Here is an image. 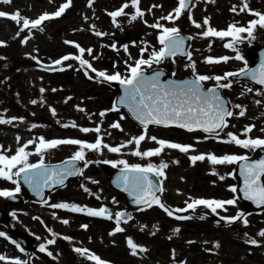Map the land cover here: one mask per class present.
I'll return each mask as SVG.
<instances>
[{
    "label": "snow or ice",
    "instance_id": "6c2138e0",
    "mask_svg": "<svg viewBox=\"0 0 264 264\" xmlns=\"http://www.w3.org/2000/svg\"><path fill=\"white\" fill-rule=\"evenodd\" d=\"M51 2V0H50ZM207 2L215 3V0H207ZM0 3L5 5L11 4L12 0H0ZM94 0H88V7H92ZM141 0H128L123 3L118 9L107 12V15L111 18L114 26L119 27L118 18L125 16L128 18V23H133L140 19L147 27L156 29L158 31L157 42L160 45L159 49L148 44L147 41H141L140 46L134 41L132 46L139 47V58H133L128 52V45L123 46L125 53H128L129 60L124 61L126 74H122L120 71H114L109 74L105 70H97L93 65L84 59V54L87 52L89 56H92L93 49L80 46L78 43L65 40V44H72L77 50L78 55H65L61 59L54 61V65H62L65 61L76 60L79 62L80 69H84V74L89 80L94 77L89 75V71L95 74V77L99 78V82H115L118 83L123 94L118 97L117 101L112 104V107L108 110L101 111L98 115L103 118L108 112H120L121 107L126 108L127 112L136 120L142 128L141 134L138 136H132L127 141L121 142L118 146H111L104 143L103 136L100 135L101 127L97 125L94 128L83 127L79 130L83 133L94 132L97 137L94 142H86L80 139H52L46 140L43 136L36 137L28 140L23 145H19L20 137H16L17 144L19 145L13 155H7V151L2 145H0V179L9 181L15 185L14 189L0 190V197L6 199H15L21 192L20 182L21 180L27 185L33 193L40 198L42 205H47L51 209H62L72 213H81L88 217L101 218L109 221L114 220L115 227L109 232L110 236H114L117 233H123L125 228L121 226L122 223L127 224L132 216L124 211H118L113 214L106 206H101L98 209L88 206H81L76 203H52L49 204L48 200L44 197L46 189H53L57 186H63L65 181L72 176H82L83 168H87L93 163L110 164L113 168L120 167V175L116 178L117 187L123 189V191L129 193L133 197V202L142 206L138 210L144 211L146 208H151L153 205L161 208L167 216L174 218L178 221L191 220V215H176V213H186L189 211L195 212L198 207L209 209L213 214L218 215V210L227 212V206H236L237 199H191V202L185 201V207L183 208H169L161 202L160 197L157 193L164 191L163 187L158 186V183H154L149 178L150 174L154 177L161 178L165 177V169L169 167L168 163L161 161L157 166L152 163H148L146 166L141 164H129L128 161L120 159L118 161L102 160V161H91L86 159V150L90 152L101 153L103 150H107L110 153H121L123 148H127L129 145H135V149L131 152V155L141 158H151L160 156L166 149L178 150L181 153H189L194 151L192 145H184L176 142L167 141L164 139H158L156 136H149V126H161V127H177L184 129L188 132L203 131L206 134H210L211 138L219 139L220 133L223 132L228 125V119L234 115L238 117H244L246 109L240 104H236L233 107L239 109L238 114L234 113L232 108L229 106V102L223 98L220 93V89H230L233 81L230 77L244 76L248 80L254 82L257 85L264 86V59L261 60L258 69H251L247 65V61L242 56L239 45L245 41H251L255 39V31L257 28L264 30V13L252 10L249 7L248 0H241L239 6L233 5L230 11L234 14L247 13L255 19L250 20L246 26H240L237 23H231L226 29L218 30L211 26L210 18L205 17L202 23L196 22L192 19L191 9L194 8V0H178V5L170 11L167 15L159 17L154 23L149 24L144 19L146 13L140 7ZM72 6V0H66L62 3L56 11L53 13L44 12L40 14L36 19H28L21 15L20 11L17 10L14 13H6L0 11V18H7L15 22L19 30L17 37L20 33L31 30H43L42 24L46 21L61 17L65 11ZM134 9L132 13L126 12L128 8ZM162 5L153 4L148 10L151 13L153 9L160 8ZM188 13V18L197 29L203 31L198 33L197 36L204 39H210L208 45L209 49L212 47L211 38L226 41L223 47L231 50L235 53L234 56H223V57H205L203 63L208 65H216L220 63H227L230 59L237 61H244L245 67L241 68L238 72H225L223 75H204L199 74L196 67V62L192 58V52L186 50L185 43L191 41L197 37L194 36H182L181 31L178 27H167L160 21H167L175 23L176 20ZM87 19V17L85 18ZM94 34L96 36H103L106 33L95 31V26H92ZM31 39V35L25 36L22 43H27ZM0 46H6L3 41H0ZM114 50L116 49L115 44L111 46ZM151 49V51H149ZM145 53H148V58L145 59ZM177 55L184 56L187 58L189 63L186 68H190L192 72V78L183 81L167 80L162 81L161 77L164 75L161 71H154L151 75L145 74V68H152L154 64L158 65L167 58H173ZM2 59V57H0ZM93 59L98 57L93 56ZM129 61H132L129 63ZM39 63V61H37ZM51 68L52 66H48ZM71 67V65H69ZM116 65L113 64V68ZM77 69V70H80ZM58 71H64L65 68L55 69ZM208 81H214L213 87L205 90L204 83ZM226 81V83H222ZM41 92L44 89H40ZM56 91V89H53ZM252 88H248L247 92H252ZM257 95H264V91L257 90ZM70 99V98H69ZM36 103L35 100L32 101ZM257 105L261 104L260 100H256ZM79 111H85L83 108H78ZM52 114L55 115V110H52ZM96 115V114H92ZM91 118V116L89 117ZM18 118H4L0 116V125L13 124ZM124 115L120 116V120H124ZM20 122H23V118H19ZM63 127H77L75 123L64 124ZM36 124H32L29 130L36 128ZM111 129H116L121 132L124 131L119 121H115L109 125ZM255 125H245L241 135L246 137L241 139L237 134L228 132L226 133L227 139L220 140L221 143L234 144L243 149H264V138H250L249 133L252 132ZM264 132V128L261 129ZM111 135V133H108ZM154 142L157 147L146 151H141L140 146L145 140ZM199 142V141H198ZM35 145L34 152L28 151L27 149ZM61 145H75L78 146V150L62 164L59 165H46L44 161V153L51 149H55ZM32 155L39 156V160L36 163L29 162V157ZM189 160L192 164L198 161L207 160L211 165H224V164H240V175L243 177V187L241 189L243 198L247 201H252L257 207L264 206V159L259 161L249 162V157L244 155H229L225 154L222 156H216L215 154H199L189 156ZM79 162H83V168H79L77 165ZM241 162H244L241 164ZM178 163V161H173ZM213 175L216 173L213 172ZM224 179L223 176L220 177ZM92 183H98L97 181H91ZM83 187V185H82ZM85 192H89L87 187H83ZM229 191L232 193L237 192L235 186H230ZM92 195V193H89ZM99 200L100 196H96ZM115 202V201H113ZM13 217L16 213H12ZM53 218L55 213H53ZM200 219H205V216H200ZM33 219L39 220V217H33ZM219 220L224 221L226 224L231 225L236 222H242L245 227L248 226L249 221L247 215L238 211L233 216H219ZM61 223L67 225L69 221L64 219ZM85 230L88 228L87 224L81 225ZM53 239L47 240L46 244L39 246V251L44 253L47 251V245L54 244L56 233L51 232L48 229ZM175 233H179L180 229L176 228L173 230ZM153 235L155 232L152 233ZM257 235L264 238V229L258 231ZM244 236H248L244 233ZM0 237L7 239L4 232H0ZM39 239V237H38ZM65 239H68L65 237ZM171 239V237H170ZM16 247L23 252V248L15 241H12ZM189 244L195 243V241H188ZM244 243L251 246L260 247L261 245L256 239L249 237ZM127 247L130 249L132 256H137L139 252H146L147 249L134 243L131 237L126 238ZM214 247L219 248L218 242L214 244ZM77 253L82 256H86L89 261L94 264H109L104 261L98 255L91 253L87 248H76L74 249ZM49 256L51 252L47 253ZM175 257V250H173V258ZM0 262L4 264H29L28 261H22L19 258H8L3 254H0ZM183 264V262H182Z\"/></svg>",
    "mask_w": 264,
    "mask_h": 264
},
{
    "label": "rangeland",
    "instance_id": "374dc122",
    "mask_svg": "<svg viewBox=\"0 0 264 264\" xmlns=\"http://www.w3.org/2000/svg\"><path fill=\"white\" fill-rule=\"evenodd\" d=\"M52 3L54 4L53 7L57 5L56 0H51V2L50 0H12L11 4L5 5L0 3V11L11 14L19 10L23 17L36 19L40 14H43L42 10H47L48 6ZM146 6H148V3ZM150 14L153 18L148 20L154 23L158 19L157 16L159 11L153 12L152 10L148 15ZM83 16L84 18L89 16L88 9L85 8L83 10ZM68 22L67 19L66 23L60 19L44 22L41 26L43 29L42 31L31 30L29 32L26 30L17 37L19 28L15 22L7 18H0V41H3L4 44H8L7 47L0 46V57H2V59H0V100H4L0 103V116L12 118L10 108H14V105L17 109L24 107V110H26L28 114L27 117H20L23 118V122L21 123L19 120L10 124L14 127L19 126L20 123L22 132H19L17 136L21 138L20 141L22 143L26 140L28 141L40 137L26 132L32 124L37 125L35 129H41L43 133L41 136L46 140L63 139L62 136L65 135V139H80L86 142H94L97 137L96 133H83L79 129L83 127L94 128L97 125L101 127L100 135L103 136L104 143L111 146H118L121 142L127 141L132 136H138L142 131L141 126L133 122L124 110L120 109V112H108L103 118L98 115L99 112L108 110L112 107L113 99L118 92L109 82H99V78L95 77L94 73H92L94 74V79L89 80L84 74L85 70L80 69L79 66L75 64V60L65 61L62 65H54L53 62L56 61L63 52L66 53L65 55L79 54L78 50L72 44L64 43V41L67 40L78 43L85 49H93L92 56H89L87 52H85L83 58L87 59L97 70H104L99 66H95V60L98 63L101 60H105L107 57V47L110 48V43L94 34L92 26L94 25L95 31H97L95 23L88 22L87 19L81 21V23L72 25ZM160 22L162 23V21ZM164 25L167 26V24ZM137 26L138 25H134V28ZM222 26H224V24ZM181 27H183V25H181ZM186 27L187 24H185V28ZM124 28H126V26ZM124 28L115 32L124 35ZM28 35H31V39H29L26 44L22 43L21 41L23 38ZM47 35H51L52 39L49 40ZM134 35L136 37H133L132 40L124 44L128 45V52L134 59L139 58L138 46H140L142 40L147 41L148 44L159 49V44L157 39H155V37L158 36V31L156 29L142 26L138 34ZM134 41L138 46H132ZM113 44H115L116 49H113L112 57L115 60L114 64L119 66L115 67L111 74L114 71H120L122 74H126L124 64V61L128 60L126 53L125 51L124 53H117L118 49L123 50L124 45H119L115 42H113ZM208 45L207 43V47ZM204 49V45L199 42L192 45L190 50L194 61L197 58L195 52L203 51ZM95 50L97 51L96 53ZM149 51H151V49H149ZM228 53L233 52L228 49ZM118 54L121 55V58L116 59ZM93 56L98 57V59H93ZM144 58H148V53H145ZM38 60L40 61L39 63H37ZM196 61L203 62V59L198 58ZM46 62H49L50 66H54L56 69L65 68V70L59 72L55 69H42L43 65H46ZM131 62L132 61H129V63ZM188 63L189 61L186 59H177L174 62H169L168 67L176 71V74L183 75L186 73L184 66ZM161 64L162 62L158 65L154 64L153 66H159ZM69 65H71V67H69ZM203 65L207 67L206 64ZM187 72H191V69L189 68ZM92 74L89 73V75ZM42 88L44 89L43 92L40 91ZM248 88H252L253 91L247 92ZM53 89H56V91H53ZM257 90V87L244 82H233L232 87L227 89V94L233 104L244 106L246 114L244 117L234 115L230 118L228 120L229 126L220 134L219 139L211 138L201 132L187 133L175 128H163L159 126H149L148 135L156 136L158 139L189 141L195 146L196 144H205L208 145L206 148H209L210 154L216 155L214 152L215 150L220 152L222 150V154L238 155L245 149L234 144H226L219 141L227 139L226 133L228 132L237 134L241 139L246 138L241 135L245 125H255L256 131H258V127L264 126V120H261V118H264V95H257ZM33 100L36 101L35 104L32 103ZM256 100H260L261 104L257 105L255 103ZM78 108H83L85 111L81 112ZM53 109L55 110V115L52 114ZM12 112L15 114L14 110ZM32 112L36 115L32 116ZM238 112L239 109L234 108V113L238 114ZM17 114L21 115V112H17ZM121 115H124L126 119L120 120ZM90 116L91 118H89ZM115 121L120 122L124 129L123 132L109 127V125ZM72 123H75L77 127L66 128L62 126L64 124L71 125ZM108 133H111V135H108ZM249 135L250 134H248V136ZM7 141L8 149L11 150L14 146L13 140L8 139ZM155 147H157V145L154 142L146 139L142 142L140 150L146 151ZM3 148L5 149L4 145ZM134 149L135 145H129L127 148H123L119 154L110 153L106 149L103 150L102 154L86 150V156L88 160L97 159L98 161H118L124 159L128 161L129 164H141L142 166L151 163L149 158L131 155ZM77 150L78 146L75 145H61L55 149H51L49 155L50 157L60 158L65 154H73ZM201 150L203 149H199L196 146L194 151H190L187 154L182 153L183 157H176L174 159V161H178V163L169 165V167L164 170L165 176L167 175L169 177L165 184L166 193H177L182 194L184 197H188V193H192L193 191L196 192L197 188H203L200 193L208 197L210 196L212 199H214V196H220L222 199H232L234 197L237 199L236 206H227V212L218 210V215L214 214L215 217L233 216L238 211L245 213L247 205L242 202L235 193L229 191L230 186H236V181L233 177L236 164H224L222 167L220 165L213 166L207 160L192 164L188 155L196 154L195 152ZM168 151L173 150L166 149L160 156L168 155ZM173 152L176 153V151ZM6 153H8V151ZM203 166H208L205 171H203ZM213 172L216 174L213 175ZM221 176L224 177L223 180L220 179ZM210 213L213 214L211 211ZM247 219L249 221L247 227H245L242 222H236L224 227H215L212 222H210L206 228L203 224H195L196 227H182L179 233H172L175 235V239L179 241L182 249H184V247H182L184 245L183 242L188 243V241L195 240L200 242L208 241V249L210 250V252L208 250V253H211L210 257L212 259V264H264V238L257 235L259 230L264 229V211L249 214L247 215ZM3 232L5 233L4 230ZM103 232L98 231L97 234H94L99 244L105 243L107 235H103ZM244 233H247L248 236H244ZM249 237L256 239L261 246L255 247L244 243ZM177 241L176 244L178 245ZM216 242L219 243V248L214 247ZM162 246L165 245L162 244ZM181 248L176 249V255L184 254ZM185 249L189 248L185 247ZM163 253L165 255V249H163ZM186 260L187 257L183 260L184 263Z\"/></svg>",
    "mask_w": 264,
    "mask_h": 264
},
{
    "label": "flooded vegetation",
    "instance_id": "af4514ba",
    "mask_svg": "<svg viewBox=\"0 0 264 264\" xmlns=\"http://www.w3.org/2000/svg\"><path fill=\"white\" fill-rule=\"evenodd\" d=\"M234 1L237 6L241 3V0H215V3L203 0L200 7H198L196 5L197 0H194L196 6L193 10L196 11L195 13L199 18H210V24L217 26L221 30L222 25L227 20L231 19L240 26H246L250 20L256 18L247 13H232L230 8L233 4L231 2ZM159 2L161 3L162 0H159ZM248 4L252 10L264 13V0H248ZM254 35V40L250 42L245 41L244 44L239 45L241 51L248 49L251 45L264 46V30L257 28ZM220 51L222 55V44ZM249 62L251 61L249 60ZM198 147L200 149L205 148L204 145H199ZM15 151L16 149L12 151L13 154ZM85 173L88 176L74 178L65 187L55 189L47 195L46 199L48 203L73 202L81 206L86 205L97 209L101 206H106L113 214L118 211H124L132 216V219L127 224H121L125 228V231L123 233H117L111 236V238L106 237V244H99L94 234H97L98 231L107 233L112 231L115 227L114 220L109 221L101 218L88 217L81 213H72L62 209H51L47 205H42L41 202L32 199L29 192L20 185L21 192L16 198L18 199L20 197L22 204L8 206L12 213H16L15 217L12 215L11 230L28 232L38 240L39 246L42 243L46 244L47 240L54 238L48 229H51V232L57 235L55 237L56 242L47 245V251L44 253L39 251V247L36 251L21 252L13 243V246L10 247V249L13 248L15 254L13 258L28 261L29 264H94L86 256H82L74 250L76 248H87L91 253L98 255L104 261L109 262V264H115V262H121V264H179L185 257L175 256L173 258L174 247H181L179 241H177V245L174 239L171 241L168 239L165 240V246L171 249V253L166 258V261L163 262V231H173L179 227H196L195 224H203L206 228L209 224L208 216H210V210L202 206L198 207L195 212L176 213V215H191L193 217L191 220L186 221H178L167 216L161 208L155 205L151 208H146L144 211H140L138 209L142 206H138L134 202L132 203L128 196L115 193L108 185L109 175H107L106 167L105 173L107 177L102 176V170L97 165L85 169ZM93 180L98 183H92L91 181ZM4 185L10 186L11 189L15 187L11 182L0 179V190H2ZM82 185H87L89 192L82 190ZM202 190L203 188H197L196 192L188 193V197L177 193H162L159 197L161 202L169 208H183L186 206L185 201L191 202V199L199 198L210 199L207 195L200 193ZM89 193H92V195ZM97 195L100 196L99 200L96 199ZM2 198L0 197V201ZM23 206H26L25 209H22ZM53 213H55V219L57 220L69 218L70 225L67 226L61 223L52 225L51 220L53 219L51 217ZM69 214H72V216L69 217ZM200 216H205V219H200ZM33 217H39L40 219L36 220ZM43 219H45V224H42ZM84 224L88 225L87 231L81 227ZM153 232H155L154 235L152 234ZM65 237L68 239H65ZM127 237H131L134 243L146 248L147 251L139 252L137 256H132L126 244ZM183 244L182 247H184L185 255L188 257L186 264H200L202 261L201 264H212L211 253H208V241H195V243L190 245L189 249H185V242ZM4 248L8 249L9 247L2 240V237H0V254H3ZM48 252H51L52 255L49 256L47 254ZM73 259L74 261H71ZM0 264H4V262H0Z\"/></svg>",
    "mask_w": 264,
    "mask_h": 264
},
{
    "label": "water",
    "instance_id": "95a60500",
    "mask_svg": "<svg viewBox=\"0 0 264 264\" xmlns=\"http://www.w3.org/2000/svg\"><path fill=\"white\" fill-rule=\"evenodd\" d=\"M251 56H253L254 58H258V62L251 68V69H258L259 68V66H260V63H261V60L262 59H264V48L263 49H258V47H256V48H253L252 49V51H251ZM158 71H161L162 73H164V75L161 77V79H162V81H167V80H175V81H183V80H186V79H190V78H185V79H175L174 77H173V74H171V73H167L166 71H164V70H158ZM154 71H151V72H145V74L146 75H151L152 73H153ZM237 78H244V79H247V78H245L244 76H239V77H232V79H237ZM118 86H119V88H120V93L118 94V96L116 97V99H115V101H117V99H118V97L119 96H121L122 94H123V90H122V88H121V86L119 85V84H117ZM260 86V85H259ZM262 89H264V86H260ZM220 91V93H221V95L223 96V98H225L224 97V95H223V93H222V90L220 89L219 90ZM225 100L228 102V100L225 98ZM229 106H230V104H229ZM230 108H231V106H230ZM131 115V114H130ZM132 117V116H131ZM260 159H264V149H261V150H259L257 153H256V155H255V157H252V158H249V162H255V161H259ZM242 163H244V162H241V164ZM117 174V175H116ZM115 175V178H117L119 175H120V171L118 172V173H116ZM235 176L237 177V179H238V181H239V185H238V187H237V192H238V194L240 195V197L242 198V199H244L243 198V194H242V191H241V189H242V187H243V177L240 175V164L238 165V168H237V170H236V172H235ZM262 180H264V178H262ZM113 184H115V185H117L116 184V182L114 181V183ZM122 189V188H121ZM245 200V199H244ZM247 201V200H246ZM249 202V209L250 210H253V209H255L256 208V204L255 203H253L252 201H248ZM24 239H25V237H23ZM22 241V240H21Z\"/></svg>",
    "mask_w": 264,
    "mask_h": 264
}]
</instances>
